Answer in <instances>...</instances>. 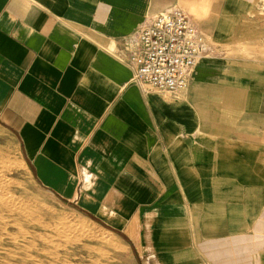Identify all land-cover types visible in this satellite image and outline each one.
<instances>
[{
	"label": "crops",
	"instance_id": "1",
	"mask_svg": "<svg viewBox=\"0 0 264 264\" xmlns=\"http://www.w3.org/2000/svg\"><path fill=\"white\" fill-rule=\"evenodd\" d=\"M175 6L215 51L177 94L124 52ZM0 126L137 264H264V0H0Z\"/></svg>",
	"mask_w": 264,
	"mask_h": 264
},
{
	"label": "rangeland",
	"instance_id": "2",
	"mask_svg": "<svg viewBox=\"0 0 264 264\" xmlns=\"http://www.w3.org/2000/svg\"><path fill=\"white\" fill-rule=\"evenodd\" d=\"M210 50L215 54L212 47ZM46 179L58 191L62 190V179ZM6 202L15 204L14 210L8 209ZM6 229L17 235L18 240L14 242ZM108 229L72 204L62 202L35 178L17 139L0 126V248L26 245L31 237L21 235L20 230L47 238V241L35 238L41 251L16 248L19 256L3 257L0 250V264H33L34 261L43 264H137L122 236ZM53 246L59 248L54 251Z\"/></svg>",
	"mask_w": 264,
	"mask_h": 264
},
{
	"label": "built area",
	"instance_id": "3",
	"mask_svg": "<svg viewBox=\"0 0 264 264\" xmlns=\"http://www.w3.org/2000/svg\"><path fill=\"white\" fill-rule=\"evenodd\" d=\"M126 44L124 52L133 65L135 80L172 93L187 88L199 60L212 55L196 22L176 6L146 20Z\"/></svg>",
	"mask_w": 264,
	"mask_h": 264
},
{
	"label": "bare ground",
	"instance_id": "4",
	"mask_svg": "<svg viewBox=\"0 0 264 264\" xmlns=\"http://www.w3.org/2000/svg\"><path fill=\"white\" fill-rule=\"evenodd\" d=\"M37 200V199H36ZM37 203V202H36ZM6 204V207L8 208V209H13L14 208V205L12 204V203H10V202H6L5 203ZM39 204V203H38ZM48 209V208H47ZM14 210V209H13ZM32 217V216H31ZM12 223V222H11ZM14 223V222H13ZM13 225V224H12ZM17 224H15V226H16ZM20 225V224H19ZM6 232H7V235L9 236L10 235V237H11V239L14 241V240H18L17 239V235H15L14 233H11L10 231H8L7 229H6ZM19 233L21 234V235H23V236H26L27 234H29L30 235V237H31V239L28 241V243L26 244V245H24V244H22V246H20V245H15V247H8V246H2L1 248H0V250L1 251H3V253L2 254H4L3 255V257H7V256H14V255H16V256H19L16 252H15V249L17 248V249H23L24 250V248L25 249H31V248H34L35 250H38V251H41L42 250V248L41 247H39L38 246V244L35 242V238H39L41 241H47V238L46 237H44V236H38V235H36L35 233H29V232H27V231H24V230H20L19 231ZM72 240V239H71ZM15 242V241H14ZM13 242V243H14ZM1 246V245H0ZM56 246V245H55ZM55 246H53L52 247V249L55 251V250H57L59 247H55ZM62 248V247H61ZM24 251H27V250H24ZM44 251V250H43ZM46 251V250H45ZM46 253H49V252H47L46 251ZM57 253V252H56ZM58 253H59V251H58ZM29 257H35L34 255H32V254H27ZM60 255V254H59ZM57 256V255H56ZM38 257V256H37ZM57 258V257H56ZM33 259V258H32ZM39 258H37V260H38ZM41 260V259H40ZM7 262V261H6ZM9 262V261H8ZM50 263H52V262H50ZM17 264V263H16ZM21 264V263H20ZM24 264V263H23ZM33 264H43L42 262H39V263H36L35 261L33 262Z\"/></svg>",
	"mask_w": 264,
	"mask_h": 264
},
{
	"label": "water",
	"instance_id": "5",
	"mask_svg": "<svg viewBox=\"0 0 264 264\" xmlns=\"http://www.w3.org/2000/svg\"><path fill=\"white\" fill-rule=\"evenodd\" d=\"M57 196V195H56ZM60 200H62L59 196H57Z\"/></svg>",
	"mask_w": 264,
	"mask_h": 264
}]
</instances>
